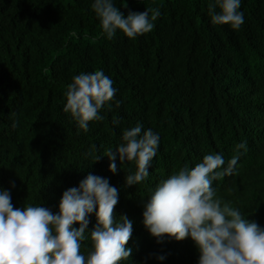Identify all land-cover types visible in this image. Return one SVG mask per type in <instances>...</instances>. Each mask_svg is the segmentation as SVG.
<instances>
[{
    "label": "trees",
    "instance_id": "trees-1",
    "mask_svg": "<svg viewBox=\"0 0 264 264\" xmlns=\"http://www.w3.org/2000/svg\"><path fill=\"white\" fill-rule=\"evenodd\" d=\"M113 2L125 15L156 8L161 15L149 33L131 39L117 30L109 40L94 0H0V188L10 191L16 208L32 204L58 213L65 190L89 173L107 178L119 190L117 219L133 222L132 255L120 264H198L191 237L157 242L143 223L144 205L185 165L220 153L226 168L246 142L234 174L213 187L217 198L264 228V0H241L239 30L211 22L214 0ZM96 70L117 91L111 108L101 110L104 119L89 122L85 132L64 111L66 92L74 76ZM137 124L142 133H159L160 144L149 176L129 186L135 162L121 165L117 155L114 174L104 152L115 151L123 130ZM89 219L91 230L95 213ZM86 237L85 256L93 250Z\"/></svg>",
    "mask_w": 264,
    "mask_h": 264
},
{
    "label": "clouds",
    "instance_id": "clouds-1",
    "mask_svg": "<svg viewBox=\"0 0 264 264\" xmlns=\"http://www.w3.org/2000/svg\"><path fill=\"white\" fill-rule=\"evenodd\" d=\"M92 8L109 40L117 30L131 39L149 33L161 15L158 8L125 15L113 0H94ZM240 8L241 0H214L208 5V14L214 25L230 24L239 30L244 23ZM113 83L102 70L73 77L64 111L71 113L80 129L87 132L89 122L104 119L101 110L105 105L111 108L115 100L117 89ZM115 102L119 107L120 101ZM113 123L118 125L120 121L113 117ZM122 140L115 151L105 149L109 170L117 172V155L121 165L134 161L136 171L127 174L126 183L138 185L149 176V165L160 144L159 133L150 128L142 133V126L137 124L123 130ZM236 148L238 154L227 162L226 168L222 154H206L195 167L185 165L157 186L144 205L143 223L158 243L165 236L177 241L191 237L200 253L198 264H264V228L217 198L213 187L214 181L234 174L242 154L239 150H248L246 142ZM99 159L100 155L94 162ZM11 184L15 187L14 181ZM118 202L119 190L109 179L92 173L78 187L63 192L58 213L32 204L16 208L10 191L0 188V264H120L128 260L132 255L127 245L133 222L127 215L117 219ZM93 213L97 222L89 230ZM75 223L80 226L74 227ZM86 232L93 245L87 256L81 253ZM156 258L163 261L166 257Z\"/></svg>",
    "mask_w": 264,
    "mask_h": 264
}]
</instances>
